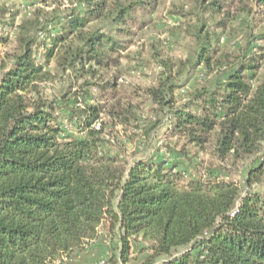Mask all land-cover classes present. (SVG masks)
I'll return each mask as SVG.
<instances>
[{
	"label": "trees",
	"instance_id": "16d2710c",
	"mask_svg": "<svg viewBox=\"0 0 264 264\" xmlns=\"http://www.w3.org/2000/svg\"><path fill=\"white\" fill-rule=\"evenodd\" d=\"M192 1L196 10L182 11L196 43L188 63L211 68L222 53L216 28L228 19L209 21L228 17L237 0ZM49 4L28 0L26 14L0 4L7 49L0 63V264H65L99 239L104 224L110 250L103 264H128L136 242L146 243L145 264H264V193L254 188L264 182V79L251 82L264 46L235 58L224 82L195 90L182 106L170 68L149 88L174 135L201 150L215 138L222 162L256 161L241 194L214 168L190 172L164 159L124 164L109 150L107 119L137 117L119 110L118 76L101 74H110L118 62L112 53L125 48L104 29L126 35L127 25L143 27L140 13L152 11L154 0H70L64 10ZM56 78L69 84L63 104L43 94ZM65 112L76 134L64 125ZM182 247L189 249L175 256Z\"/></svg>",
	"mask_w": 264,
	"mask_h": 264
},
{
	"label": "rangeland",
	"instance_id": "374dc122",
	"mask_svg": "<svg viewBox=\"0 0 264 264\" xmlns=\"http://www.w3.org/2000/svg\"><path fill=\"white\" fill-rule=\"evenodd\" d=\"M3 3L8 8L18 9L21 14H26L28 0H0V4ZM154 3L152 11L140 13V20L145 22L143 27L127 25L126 28L131 33L126 35H118L113 28L104 29L122 40L125 48L118 53H112L113 57L118 58V62L111 68L110 74H101L106 80L118 76L119 110H123L126 115L131 111L137 117L136 120L132 118L130 121H127L129 117L124 118L125 115L118 119H107V139L111 140L109 150L120 155L124 164H132L140 159H164L177 163L182 170L190 172H206L214 168L217 175L221 174L222 178L237 182L241 187V194H244L246 187L243 182L247 168L256 161H239L235 165L231 161L222 162L216 154L215 138L201 150L186 137L174 135L171 120L166 115L167 109L163 110L162 106L153 100L149 88L157 85L158 77L164 68H170L174 81L180 84V88L175 92L176 106L179 107L190 99L195 90L213 88L224 82L227 68L235 58L242 54L262 53L259 47L264 46V39L261 37L264 31V3L260 0H237L236 8L228 17L225 14L214 15L209 21L211 27L216 22L228 19L223 28H216L217 33L221 35L219 45L222 53L215 58L211 68L200 65L196 69L188 63L195 54L196 43L188 33L187 25L183 24L187 19L182 16L183 10H196L195 2L154 0ZM49 5L52 10H64L70 6V0H50ZM244 8L246 11L242 12L240 9ZM10 35L13 37L14 32ZM39 36L43 38V34L40 33ZM6 51V47L0 46V63ZM37 57L41 60V53ZM258 67L251 81L253 85L264 79V57L259 59ZM68 89V82L61 78H56L42 87L43 94L48 99L57 100L61 104L68 99H63ZM62 118L67 130L76 134L75 127L67 120L66 112ZM158 122L161 123L157 126ZM220 167H224L222 172L219 171ZM254 188L264 193V182L255 184ZM108 239L110 241V234L104 224L100 229L99 239L85 249L88 253L86 252L85 260L80 264H90L88 261H91V264H100L105 261L108 255L103 258L97 256L102 255L103 246L107 244ZM96 245L102 248L99 250V247H94ZM145 246V242L133 244L132 261L128 264H145L148 253L141 251ZM188 249L178 248L173 254L179 256ZM162 262L163 259H158L154 264Z\"/></svg>",
	"mask_w": 264,
	"mask_h": 264
},
{
	"label": "crops",
	"instance_id": "0c3cea01",
	"mask_svg": "<svg viewBox=\"0 0 264 264\" xmlns=\"http://www.w3.org/2000/svg\"><path fill=\"white\" fill-rule=\"evenodd\" d=\"M109 239H108V242H107V244H105L103 247H104V251L103 252H101L102 253V255H100V256H97V257H99V258H103V257H106V255H108V253H109V250H110V246L108 247V245H109ZM94 247H99V250L102 248V247H100V246H98V245H96V246H94ZM87 252V250H85L84 251V253L83 252H78V253H75L67 262H66V264H80L81 262H83L84 260H85V256H86V254L88 253H86ZM80 259V261L78 262V260ZM90 264H91V261H88Z\"/></svg>",
	"mask_w": 264,
	"mask_h": 264
},
{
	"label": "built area",
	"instance_id": "2783aa9c",
	"mask_svg": "<svg viewBox=\"0 0 264 264\" xmlns=\"http://www.w3.org/2000/svg\"><path fill=\"white\" fill-rule=\"evenodd\" d=\"M103 263H104V261H101V262H100V264H103Z\"/></svg>",
	"mask_w": 264,
	"mask_h": 264
}]
</instances>
